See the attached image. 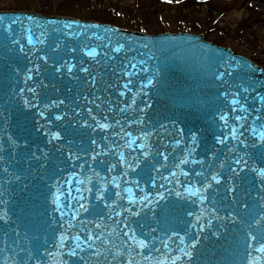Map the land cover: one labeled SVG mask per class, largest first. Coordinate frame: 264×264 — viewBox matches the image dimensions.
<instances>
[{"label": "water", "instance_id": "95a60500", "mask_svg": "<svg viewBox=\"0 0 264 264\" xmlns=\"http://www.w3.org/2000/svg\"><path fill=\"white\" fill-rule=\"evenodd\" d=\"M72 21L53 29L50 18L0 13V264L22 261L19 229L37 216L49 173L62 209L86 204L91 221H104L87 241L128 240L121 264L139 241L158 257L175 244L169 264H207L199 254L237 264L244 255L224 261L236 260L228 242L252 229L264 243V71L192 35L129 38ZM120 132L143 146L132 155ZM132 209L142 219L120 227Z\"/></svg>", "mask_w": 264, "mask_h": 264}, {"label": "rangeland", "instance_id": "374dc122", "mask_svg": "<svg viewBox=\"0 0 264 264\" xmlns=\"http://www.w3.org/2000/svg\"><path fill=\"white\" fill-rule=\"evenodd\" d=\"M0 0V9H30L114 23L148 33L202 32L264 67V0Z\"/></svg>", "mask_w": 264, "mask_h": 264}, {"label": "snow or ice", "instance_id": "6c2138e0", "mask_svg": "<svg viewBox=\"0 0 264 264\" xmlns=\"http://www.w3.org/2000/svg\"><path fill=\"white\" fill-rule=\"evenodd\" d=\"M90 55H91V53H90ZM262 175H264V173H262ZM255 239H256V237L253 236L252 240H255ZM139 244L143 247H146V245L144 244V241H139ZM250 247H251V245H250ZM255 251L260 253L262 256H264V243H261L259 245V247H256ZM251 256H252V253L249 252V257H251ZM173 264H174V262H173ZM248 264H260V258L259 257L251 258L249 260Z\"/></svg>", "mask_w": 264, "mask_h": 264}]
</instances>
